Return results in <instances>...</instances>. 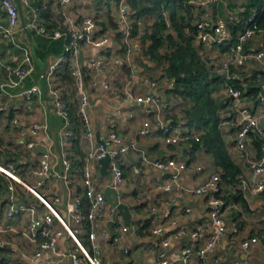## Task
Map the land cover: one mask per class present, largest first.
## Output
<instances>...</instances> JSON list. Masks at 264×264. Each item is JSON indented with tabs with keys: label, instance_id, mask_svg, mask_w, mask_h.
Returning a JSON list of instances; mask_svg holds the SVG:
<instances>
[{
	"label": "crops",
	"instance_id": "obj_1",
	"mask_svg": "<svg viewBox=\"0 0 264 264\" xmlns=\"http://www.w3.org/2000/svg\"><path fill=\"white\" fill-rule=\"evenodd\" d=\"M16 1L19 3V0ZM38 1H42L48 7L44 14L42 12L43 22L47 20L49 23H56L55 26L60 23L66 12L70 13L77 21L85 15H91L96 20V34L91 37L93 40H86L80 57L91 90L89 110L95 133L91 139L81 137L80 117L79 120L75 119V116L79 115L78 92L75 85L72 86L68 83L66 70L62 66L53 80L55 84L62 88L69 104L74 133L72 139L66 142L63 141L61 128L64 125V119L57 113L53 102L50 100L47 83L39 77V74H35L24 85L30 86L35 82L41 87L42 93L35 94L31 98L9 97L7 93H16L23 88L22 86L16 88L6 87L5 90L0 87V161L15 162L21 169V176L24 181L34 185L37 179L35 172L39 167L43 153L35 154L33 150L40 144L47 146L51 153L52 171L55 174L51 178L50 187L53 193H58L63 198V204L58 209L63 210V213L59 211L66 217L65 197L84 196L83 171L91 148L104 140H108L113 130L125 140L136 139L139 149L130 150L120 158L124 171V181L119 186V189L122 190L119 198L122 202L130 204V222L126 224L123 215L120 214L114 224V229L119 231L120 234H113L108 225L113 217V207L107 201L105 217L95 225V230L98 236L97 241L103 248L106 264H156L157 253L162 248L161 239L165 235L174 232L178 228H195L200 222L206 224L209 217V207L205 196L196 194L194 188L209 180L213 173L221 174L222 170L217 166L214 155L206 148L204 140L203 143L194 139L189 140L181 147L168 143L163 131L156 126L155 115L149 114L146 111V105L137 103L135 99L149 91H154L163 104L162 117L165 120H172L171 122L174 125L183 123L189 130L198 132L202 139L206 131L187 123L185 110L191 105V101L184 100L185 103L188 100V106L185 109L176 105L175 96L178 94L173 91V81L165 72L167 65L162 72L158 69L155 63L156 60L153 61L146 54L150 41L145 43L139 39L140 48L133 50V53L128 57L127 45L122 40L121 34H118L116 24L121 0H77L72 2L71 5H63L60 0H37V3ZM188 1V11L183 14L185 19L189 17V20H192V23L195 24L197 20L204 17L215 22L218 18L225 17L228 14H246L247 6L251 4L252 0H207V8L199 7V9L197 8L199 0ZM130 9L134 11L132 8ZM167 13L165 12V16L169 28H171L169 14L167 16ZM135 18L134 11L131 15L133 23ZM156 19V15L142 16L138 19V21H141L138 25L143 26L142 20H146L149 26L145 27H151ZM28 20V10L22 9L20 24L24 25ZM7 23V16L0 4V26ZM234 27L232 31L236 35L243 28V25L239 23ZM188 30L186 28V31ZM26 33L28 31L23 29L17 40L29 45L38 69L42 70L35 58L31 35L29 33V35H26ZM101 35L109 37V41L103 47L96 46L93 42ZM191 41L195 48L197 46L203 48L208 57L217 51L216 46L204 47L198 34L194 35ZM245 47L251 52L264 49V35L253 36ZM199 48L198 52H200ZM161 49L159 52L163 53ZM0 51L1 86L7 81L6 65L18 64L22 61L24 54L13 40L2 38L1 35ZM103 52L107 54L111 63L104 71H99L90 63L89 59L93 55ZM204 60H207V58ZM209 68L211 71L216 72L210 64ZM238 70L237 78L242 80L245 92L247 91V84L249 81L255 80L256 74L257 79L263 82L261 92L264 91V76L261 75V72L264 71L262 60L251 59ZM92 80H97L100 83L105 80L109 81L110 88L93 87L91 86ZM258 96L250 97L246 95L245 104L251 107L253 112L260 114L264 112V101H261ZM214 98L223 104L219 112L221 116L219 128L229 153L241 168V174L238 176V181L226 182L222 179L225 198L229 203L236 206L227 211L226 223L229 227V233L218 245L214 253L215 259L210 264H264V242L256 243L248 250L241 246L242 240L250 236L259 235L264 237V220L261 219L259 212L253 210V207L264 199V195L262 192L252 193L242 188V180L251 178L253 172L244 152L236 144L238 125L234 124L236 112L233 107V100L224 93L222 86L215 92ZM118 110H121V112H118ZM15 117L21 123L28 125L48 123V128L40 134L30 135L23 139L19 128L14 124ZM146 125L153 128L152 132L140 135L139 129ZM176 151L182 152V157L187 161V169L182 173V183L185 186V191L177 199L175 198V189L165 188V183L170 178L173 170H163L153 165L144 164L142 158L143 152L158 158L178 157ZM248 152L251 157L262 155V151L255 145V140L251 135L248 140ZM64 154L68 155L74 162V168L69 174L70 185H67L61 176L65 170L63 164ZM90 161L94 182L100 190L104 191L110 184V176L102 172V164L99 159H91ZM199 166H202V168H199ZM262 177L264 178V175ZM46 190V187L38 189L42 193ZM238 190L240 193L237 192ZM8 194L5 184L0 190V214H4L9 206ZM238 194H242L247 207H245L246 205L242 202V199L237 200L234 198ZM16 197L18 200L36 201V197L22 186H17ZM38 203L39 214L43 215L46 209L44 205ZM188 208L191 210L187 211ZM24 217H14L8 221L20 227L28 221V215ZM206 225L205 231L199 237H183L173 240L168 254L172 260H175V264H181L179 258L181 248L184 245L190 244L194 248H198L204 244L206 237L211 232V228L208 227V224ZM234 225L239 227L237 233L232 230ZM124 226H127L128 229L123 230ZM156 227H162L161 234L154 233L153 230ZM57 228L62 229L58 224ZM79 228L80 240L84 245L88 244L92 248V241L88 236L89 227L86 228L80 225ZM5 237L12 244L0 248V260L1 258L4 259L3 264H32L30 260L22 257V252L29 254L32 252L30 244L12 234H7ZM68 243L70 245L71 241L67 234L63 232L59 240V246L66 248ZM105 244H108L111 252L106 251ZM54 256L55 254L52 252H46L44 255L46 258H53ZM63 264H70V260L65 258Z\"/></svg>",
	"mask_w": 264,
	"mask_h": 264
},
{
	"label": "built area",
	"instance_id": "obj_2",
	"mask_svg": "<svg viewBox=\"0 0 264 264\" xmlns=\"http://www.w3.org/2000/svg\"><path fill=\"white\" fill-rule=\"evenodd\" d=\"M77 0H60L63 5H71ZM214 1V0H213ZM216 1V0H215ZM207 0H199L198 7L207 8ZM1 8L5 12L8 23L0 26V35L2 38L13 40L19 46L24 54L21 62L18 64H7V81L1 84V88L6 87L23 88L16 93H7L9 97L21 96L31 98L35 94H41V87L33 82L30 86H25V82L29 78H33L35 74L43 78L47 83L48 95L53 102L57 113L64 119V125L61 128L62 139L64 142L72 139L74 133L72 130V118L70 114L69 104L62 88L54 83L53 78L57 74L59 68L68 64L72 70L75 79V88L78 92V114L81 121L80 134L83 139H91L94 136L93 122L90 115L91 106V90L88 86L87 76L80 61L83 45L86 40L96 34L97 23L91 15L83 16L79 21L70 13H64L60 23L48 29L43 23L42 8L38 5L37 0H0ZM189 5V1L185 6ZM22 9L29 12V20L20 24ZM127 0H121L119 5V13L117 19L118 34H121L122 40L127 45L128 57L133 50L139 49V35L136 37L132 33L133 20L131 15L134 13L130 9ZM138 22L141 23L139 20ZM241 23L243 28L236 35L233 34V27ZM195 25L198 27V35L204 47L216 46V53L209 55V64L214 71L222 75V90L233 100V107L236 112L234 124L238 125L236 144L242 150L252 168L253 176L242 180V188L252 193L264 191V143L262 147V155L260 157H251L248 152V140L251 132H254L261 140L264 141V112L257 114L252 108L245 104V91L241 90L233 84L237 79L238 69L247 64L251 59L262 60L264 67V49L251 52L246 49L247 42L256 35H264V27L258 23V12L253 10L249 15L228 14L225 17L218 18L215 22L207 17L197 20ZM23 29L35 30L37 33L48 37L65 40V50L62 54L49 58L46 61L45 69L39 70L34 60L33 53L28 44L19 42V34ZM140 33H145V27H140ZM93 40V39H91ZM109 41L108 36H99L94 43L96 46L103 47ZM219 48V49H218ZM207 55V53H206ZM1 58V51H0ZM90 63L99 71H104L109 67L111 60L106 53L93 55L89 59ZM155 85V84H154ZM91 86L110 88L109 81L100 83L97 80L91 81ZM119 95V94H118ZM259 99L264 101V91L259 93ZM137 103L146 105V111L155 115L156 126L161 129L168 143L181 147L189 140H196L203 143L201 135L195 130H189L183 123L172 124V120H165L162 117L163 104L154 91H149L145 95L138 96ZM121 112V110H118ZM14 124L19 128L21 137L26 139L30 135L40 134L48 128V123L23 124L17 117L14 118ZM153 128L149 125L139 129V134H149ZM139 149L137 140H125L116 131H112L108 140H104L97 144L88 153L86 165L83 171L85 191L84 196L89 200V209L85 212L82 196L67 197L66 210L67 216L62 215L58 207L63 204V198L58 193H53L50 187L51 178L55 176L52 171L51 153L48 150L42 154L39 167L36 170V183L28 184L21 176L20 167L13 161H0V175L3 176L8 194L9 206L6 212L0 214V248H5L12 244L6 238L7 234H12L27 241L32 252H22L24 259L30 260L32 264H63L65 258L71 261V264H106L102 246L98 243L95 225L101 222L105 217V207L107 199L104 191L100 190L93 179V169L90 164L91 159H101L107 155L110 156L109 170L113 174L114 186H119L124 181V171L120 161L123 154L130 150ZM178 157L158 158L153 157L147 152L142 153L143 163L153 165L157 168L167 170L172 169L170 178L165 183V188L175 189V198H180L185 186L182 183V173L187 169V161L182 157L183 153L176 151ZM63 164L65 167L62 178L67 185H70V172L74 168V162L66 154L63 155ZM202 168V166H199ZM17 186H22L26 191L31 192L36 197L35 200L17 199ZM46 187L45 192H39L38 189ZM194 192L198 195H204L206 203L209 207V217L206 221L211 232L206 237L203 245L194 248L190 244H186L181 248L180 261L181 264H210L215 258L214 253L229 233V227L226 223V214L232 207L236 205L227 201L223 193L222 177L220 173H213L209 180L197 185ZM51 193V194H47ZM120 197V196H119ZM38 202L44 205L46 212L39 214ZM191 209L188 208L187 211ZM254 211L261 214L264 220V199L257 206L253 207ZM28 215L26 224L18 227L8 220L14 217H23ZM87 220L89 223L88 236L92 241V250L82 243L79 238L80 225ZM57 224L62 229L57 228ZM200 222L195 228H178L174 232L165 235L161 239V249L156 256V264H175L168 254L169 247L173 240L183 237H199L205 231L206 225ZM128 227L124 226L123 230ZM233 232L237 233L239 227L234 225ZM154 233L161 234L162 227H156ZM67 234L68 238L74 246L69 243L66 248L59 246L61 235ZM264 242V237L253 235L245 238L241 242L242 248L250 249L259 242ZM46 252L55 254L53 258L44 257Z\"/></svg>",
	"mask_w": 264,
	"mask_h": 264
},
{
	"label": "trees",
	"instance_id": "obj_3",
	"mask_svg": "<svg viewBox=\"0 0 264 264\" xmlns=\"http://www.w3.org/2000/svg\"><path fill=\"white\" fill-rule=\"evenodd\" d=\"M127 2L135 11L136 18L132 28L133 35H139L140 40L145 43L150 41L146 54L153 60L162 61L166 59L168 61L165 72L173 81V91L191 101V105L185 110V115L188 119L187 123L190 126H195L206 131L203 140L208 151L214 155L217 166L222 170V179L226 182L238 181L241 168L229 153L219 128L221 120L219 112L223 104L214 98L215 92L220 89L223 83L222 75L211 71L208 66L209 64L207 65L208 61L200 56L192 44L191 40L194 38V35L198 34V27L192 23V20L188 21V26L184 24L185 15L183 13L188 11V8L186 9L185 7V3L188 0H127ZM38 5L42 8V1H38ZM47 8V6H43V14L48 10ZM252 10L258 12V23L264 27V0H252L251 4L247 6L246 15H249ZM165 12L169 14V21L173 30L168 26ZM148 15H156L157 19L151 27L144 26L145 33L141 34V26L138 25L137 17ZM44 21L43 23L48 29H52L56 25V23ZM186 28L189 29L187 33ZM28 33L33 39L36 55L44 63L49 58L62 54L65 50L66 42L63 38L54 39L37 33L35 30H29ZM166 43H169L168 47H170L171 51L160 53V49ZM63 68L66 70L68 83L72 86L75 85V79L69 65L65 64ZM256 75L255 80L249 81L247 84V91L245 93L250 97H257L261 90H263V82H260ZM261 75L264 76V71L261 72ZM233 84L245 91L240 78L234 80ZM75 119L79 120V115L75 116ZM250 135L255 140V145L262 151L264 141L256 136L254 132H251ZM4 185L5 180L0 175V190ZM237 192L240 193L239 190ZM262 194L264 195V191H262ZM82 197L84 201L83 207L85 212H87L90 206L89 200L86 196ZM234 198L237 200L242 199V202L246 205L242 194L235 195ZM83 222V226L87 228L89 226L88 221L85 220ZM3 260L1 258L0 264L4 263Z\"/></svg>",
	"mask_w": 264,
	"mask_h": 264
},
{
	"label": "water",
	"instance_id": "obj_4",
	"mask_svg": "<svg viewBox=\"0 0 264 264\" xmlns=\"http://www.w3.org/2000/svg\"><path fill=\"white\" fill-rule=\"evenodd\" d=\"M22 12V8L20 7V13ZM31 41H32V45H33V39L31 37ZM33 50L34 49V45H33ZM35 58L39 64V66L42 69H45V63L41 61V59L36 55L35 51ZM48 151L47 146L45 145H38L33 152L35 154L37 153H45ZM101 162V170L103 173L107 174L110 176V184L106 187V189L104 190V194L105 197L107 199V201L112 205L113 207V217L112 219L108 222L109 228L111 229V231L113 232V234H120L119 231H116L114 229V224L115 222L118 220V217L120 214L123 215L124 219H125V223L129 224L130 219H131V212H130V204L129 203H125L122 202L119 198L120 194L122 193L121 189H117L114 186V180H113V174L112 172L109 170V162H110V156L107 155L103 158L100 159ZM67 200V196L65 197V201ZM65 208V206H63ZM71 264V261H70Z\"/></svg>",
	"mask_w": 264,
	"mask_h": 264
},
{
	"label": "rangeland",
	"instance_id": "obj_5",
	"mask_svg": "<svg viewBox=\"0 0 264 264\" xmlns=\"http://www.w3.org/2000/svg\"><path fill=\"white\" fill-rule=\"evenodd\" d=\"M186 7V9L188 8L187 6H185ZM197 8L199 9V7L197 6ZM167 16H168V13H167ZM143 17H145V16H143ZM141 17H137V19H140ZM153 18V17H152ZM188 21H189V17L188 18H186L185 20H184V24H185V26H188L187 24H188ZM142 22H143V26H149V23L146 21V20H142ZM109 25H111V26H113L111 23H109ZM171 30H173L172 29V25H171V28H170ZM186 32H188V31H186ZM168 45H169V43L167 44H165V46L161 49V51L164 53V52H166V51H171V49H170V47H168ZM197 48V50H198V46L196 47ZM200 49V52H199V54H200V56L203 58V59H205V58H207V60L209 61V59H208V55H206V53H205V51H204V49L203 48H199ZM199 51V50H198ZM154 61V60H153ZM155 63H156V65L158 66V69H160V70H162V72L164 71V67L167 65L168 66V61L166 60V59H164L163 61H155ZM166 66V67H167ZM209 66V65H208ZM213 72V71H212ZM222 86V85H221ZM221 86H220V88H221ZM217 95V94H216ZM176 97V101H175V103H176V105H178V106H181V108L182 109H185V107H187L188 106V100L186 101V103L184 102V100H186L185 98L183 99L182 98V96L180 95V94H178L177 96H175ZM218 98V97H217ZM220 99V98H219ZM60 210V209H59ZM61 211V213H63L64 211L63 210H60ZM148 232V231H147ZM71 243H72V241H71ZM72 246H74V244L72 243L71 244ZM86 245V247H87V249H89V250H92V248H91V246H89L88 244H85ZM105 247H106V251L107 250H109L110 252H111V249H109L108 248V244H105Z\"/></svg>",
	"mask_w": 264,
	"mask_h": 264
}]
</instances>
